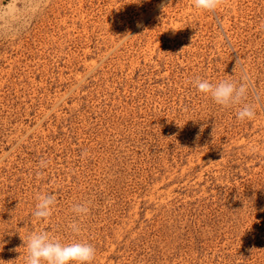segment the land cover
Masks as SVG:
<instances>
[{"label":"rangeland","instance_id":"1","mask_svg":"<svg viewBox=\"0 0 264 264\" xmlns=\"http://www.w3.org/2000/svg\"><path fill=\"white\" fill-rule=\"evenodd\" d=\"M43 231L91 264H264V0H0V260Z\"/></svg>","mask_w":264,"mask_h":264},{"label":"clouds","instance_id":"2","mask_svg":"<svg viewBox=\"0 0 264 264\" xmlns=\"http://www.w3.org/2000/svg\"><path fill=\"white\" fill-rule=\"evenodd\" d=\"M221 3L222 0H193L195 8L202 11H215ZM161 7H164V5H161ZM137 26L140 27L141 25L138 24ZM124 37L129 38L131 35H125ZM195 87L200 93L209 95L217 105L224 107L242 105L237 110V120L245 121L255 118L253 106L244 102L247 95L246 84L241 83L238 86L233 82L222 81L213 85L208 80L197 78ZM197 139H199V136H197ZM55 200V194L52 193L39 196L34 216L37 219L48 218L52 213ZM72 210L80 216L89 212V208L84 204H76ZM70 227L74 233L80 231L78 224L75 222ZM22 241V247L26 248L24 264H91L96 255V250L90 243L83 241L62 243L58 239L50 237L47 231L33 232L27 237L26 241ZM13 262L0 260V264H13Z\"/></svg>","mask_w":264,"mask_h":264}]
</instances>
